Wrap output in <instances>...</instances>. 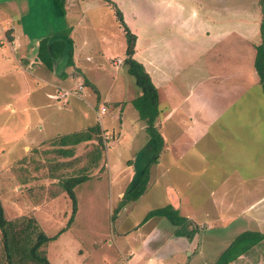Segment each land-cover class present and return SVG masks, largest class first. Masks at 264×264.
I'll use <instances>...</instances> for the list:
<instances>
[{"label": "rangeland", "instance_id": "374dc122", "mask_svg": "<svg viewBox=\"0 0 264 264\" xmlns=\"http://www.w3.org/2000/svg\"><path fill=\"white\" fill-rule=\"evenodd\" d=\"M111 1L136 35L134 58L145 66L160 97L161 116L154 127L164 148L150 167L146 193L119 208L141 166L155 156L142 155L151 139L133 104L141 92L125 62L126 32L109 3L73 0L68 24L73 27L70 38L75 50L57 59L52 71L35 61L37 46L32 41L26 47L29 57L20 56L23 70L19 52H8L0 36V201L9 219L34 216L48 237H57L48 246L51 264H133L155 225L173 235L177 232L165 219L153 217L141 224L144 218L181 198L183 208L173 209L184 219L190 217L180 232L198 237V253L167 259L168 264L191 260L190 264H216L228 245L248 229L237 224V214L250 197L251 185L236 191V179L250 177L251 172L222 167L230 155L239 161L242 153L218 155L221 146L215 131H222L215 126V113L235 111L229 102L242 97L250 85H259L254 60L262 43L264 0ZM33 60L38 65L28 68L30 72L27 66ZM72 73L77 78L70 85L51 87L53 82L65 83ZM88 82L98 93L85 87ZM243 99L237 104L250 100ZM230 122L243 139L235 144L237 151L245 139L249 141L246 166L255 173L264 171V161L260 162L264 130L257 139L245 126L242 131L244 119ZM94 126L101 129L96 140L82 142L73 147L72 156L63 158L71 145L65 147L60 139L86 135ZM66 162L71 166L60 173L79 177L85 169L86 181L75 189L76 211L57 187L59 180L50 178V168ZM233 170L236 174L225 175ZM230 187L236 200L232 206L231 194H223ZM248 257L264 264V252L251 251Z\"/></svg>", "mask_w": 264, "mask_h": 264}, {"label": "crops", "instance_id": "0c3cea01", "mask_svg": "<svg viewBox=\"0 0 264 264\" xmlns=\"http://www.w3.org/2000/svg\"><path fill=\"white\" fill-rule=\"evenodd\" d=\"M72 1L73 0H68L66 2L65 12H63L59 8L55 0H0V36L5 39L4 43L7 44L8 52L10 53L13 51H15L16 53L19 52V56H18L19 59L21 55L25 57H29L31 50H28L26 47L28 45V42L32 41L36 43V46H37V49H36L37 53L35 54L36 55L35 61L37 63L39 62L42 66H44L42 61L38 58L40 41L44 38L53 37L69 28H71L73 31V27L69 26L68 24L69 17H70L69 6H71L70 4ZM2 8L11 9V11L6 13L4 11H6L7 9L1 10ZM71 41H73V39ZM65 42H66V50L63 56H67L68 50L70 49H72L73 51L75 50L74 46L68 43V40H65ZM1 45L3 44L1 43ZM2 53H4V50ZM35 61L33 60L32 62H28L32 64V65L27 66L28 71H30L28 68L34 69V67L38 65L35 63ZM16 62H18V60H16ZM67 63L70 64L69 62ZM19 65L20 66L23 65V62H21V59H20ZM14 66L15 68L17 67L15 63H14ZM22 67H23V70H25L24 66ZM22 67L21 68L18 67L17 70L22 69ZM11 68H14V67H11ZM69 68H67L68 71H69ZM35 71L36 72L40 71L39 67ZM69 73L70 72H67V74ZM73 75L74 73H72V75L70 76L71 78L68 77L65 80L66 81L65 83L63 82L51 83V87H53L54 89H58L60 87L59 86L60 83L62 84L63 87L67 86L68 83L70 85L72 78L73 79L77 78V76L74 77ZM89 84L91 85V87L93 86L90 82ZM80 87H82V89H80ZM85 87H87L89 90L92 89L91 87L87 86V84L85 85ZM93 87L94 89L96 88L95 86ZM84 89L85 88H83L82 85L80 84L78 85L79 91H83ZM48 97L51 100H55V96H48ZM243 97L250 98V100L249 101L245 100L246 102L244 103L243 106L238 105L237 103L242 101ZM230 103L233 104L232 107L234 106V108H236L235 111H231L232 108H230L229 110H225V111L222 110L221 113H215V126H217V128L222 131L220 133L215 131V133H217V138L215 140L217 141V144L221 146L220 152L218 153V155H220L223 152H230L232 155L233 154L237 155V154H240L241 152L242 156L241 158H239L240 159L239 161H235L232 158H230L231 157L230 155L228 160L226 161L227 164H224L223 166L221 164V161L218 160V162L221 164L223 168H235V170L236 168H239V171L241 168H243L245 170H243L242 172H246L247 174H248V171L251 172L250 177L244 176L243 178L236 179V191L239 190V187L246 185V183L251 185L249 188L251 190L249 192L250 197L248 198V201L244 202L245 203L244 206L239 210L237 214V215H240L239 217L246 218L247 220L241 222L240 221L241 218L238 217L237 224L240 226H245V228L248 227V229L245 230L244 232H247V231L258 232L264 235V171L255 173L249 167L246 166V163L250 162V161H247V159H250V157H246L244 151L249 141L248 139H245L244 145L242 147H239L237 151L235 144L243 143V139H239L241 134L238 133L237 130H233L231 128V122H230L231 119L233 120H236V118L244 119V123L246 122L247 124L246 123L245 124L243 123L244 125L242 124V131H243V126H245L247 129V133L251 131L253 133V136L257 135V139L262 138L261 132H263L264 130V91H263V88L260 84L256 87H252V85H250L242 97L237 98L236 100H233L232 102H229V104ZM160 116L161 114L159 115V117ZM227 127L229 129H227ZM226 131H230V132L226 133L227 136L226 134L225 136H223ZM219 135H221V137H219ZM177 145H178L177 143L173 144V147ZM180 150H182V148ZM146 152H149V155L151 152H154V155L156 153L155 146L153 143H151V141L148 142L147 148H145L142 153L144 157L146 156L145 155ZM171 152H173V150L168 151L167 154L171 155ZM217 157H220V156H216L215 158L217 159ZM263 161L264 159L261 160L260 162H263ZM149 163L147 162L146 164L148 165ZM144 167H145L144 165L141 166V172ZM246 169L248 170L246 171ZM235 170H233V172ZM139 172L140 171H138V173ZM232 174H236V173L234 172V173H229L225 175L230 176ZM258 175H259V178H257ZM229 182H230V179L227 181V184H229ZM231 189L232 187L228 188L227 190H224L223 194L224 195L226 194L225 196H228L229 194L232 193ZM234 197L235 196H233V194H231V196L229 197V199L231 198L230 203H229L231 206L233 205V203L236 202ZM220 198H224L222 194L220 195ZM173 201H174L173 202L174 204H172L173 208L177 210L183 208L181 198H177L176 200L174 199ZM220 204L221 203L219 202L218 205ZM179 213L180 215L182 214L181 212ZM231 215H234L232 211H231ZM189 217L190 215H187L186 219L189 220ZM232 220L233 219L231 218L230 221ZM143 222L144 220L142 221L141 224L147 223V222L145 223ZM175 233L173 235L171 231L165 228H162L161 226L155 225L152 228L151 232L149 234L148 233L146 234L140 248L136 251L137 253L134 256L135 258L132 260L133 264H140V263L168 264L167 259L171 260L174 257H177L182 254L187 258L195 257V255L198 253L197 252L198 245H199L198 237L195 236L190 240L186 236H177ZM231 243L228 245V247L231 245ZM251 251L254 253L257 251L264 252V241L257 244L251 250L241 255L239 258H237V260H235L231 264H234L236 261H239V260L241 264H255V262H252L248 257V253H250ZM130 257L132 258L133 256H130ZM191 261H187V264L192 263Z\"/></svg>", "mask_w": 264, "mask_h": 264}, {"label": "trees", "instance_id": "16d2710c", "mask_svg": "<svg viewBox=\"0 0 264 264\" xmlns=\"http://www.w3.org/2000/svg\"><path fill=\"white\" fill-rule=\"evenodd\" d=\"M68 0H55L59 8L65 12V5ZM112 5L116 10V17L121 26L124 28L127 37V59L126 64L129 68V73L135 78L136 85L140 89V96L134 101V106L139 112L140 120H143L146 125V131L151 139V143L155 146V156L150 163L143 168L142 172L138 173L134 178L132 184L126 191L121 201L120 209L128 202L139 200L147 191L149 184L150 167L158 162L160 154L164 148V139L157 129L154 127L157 118L160 115L159 110V92L154 85L150 74L146 71L145 66L134 58L137 37L127 27L122 12L111 0H104ZM72 29L69 28L53 37L44 38L39 44L38 58L42 61L45 67L50 71L53 70V63L59 59L66 50V42L68 40L71 44L73 41L70 39ZM262 43L257 46L256 56L254 60V68L259 84L264 91V22L261 26ZM70 44V45H71ZM69 51V50H68ZM87 86L91 87L89 82ZM94 89V87H91ZM96 93L98 92L94 89ZM90 133L86 135H71L66 139H60L64 146L70 144L71 151H63L62 157L68 158L73 155V147L81 144L82 142H90L96 140V136L101 134L99 126H94L89 129ZM99 144L102 147V139L99 138ZM103 148V147H102ZM59 151L56 150V153ZM95 152V151H94ZM96 153V152H95ZM97 159V157L95 158ZM71 166L69 162L62 163L59 167L53 165L50 168V178L59 180L57 187L61 192L69 196L73 204L74 211L77 210V199L75 189L78 185L86 181L84 174L85 169L80 176L66 175L60 173L65 171ZM153 217H159L167 220L173 227L177 228V236H186L190 240L194 237V233H181V227L188 221L179 216V213L173 209L171 205L149 212L145 217L144 222H147ZM57 237H48L41 227L39 226L34 216L19 217L16 219H9L6 210L0 201V264H51L48 257V246L51 241ZM264 241V235L258 232L247 231L239 235L231 245L219 257L216 264H231L241 255L251 250L254 246Z\"/></svg>", "mask_w": 264, "mask_h": 264}, {"label": "built area", "instance_id": "2783aa9c", "mask_svg": "<svg viewBox=\"0 0 264 264\" xmlns=\"http://www.w3.org/2000/svg\"><path fill=\"white\" fill-rule=\"evenodd\" d=\"M80 89H82V87H80ZM105 109V108H104Z\"/></svg>", "mask_w": 264, "mask_h": 264}]
</instances>
